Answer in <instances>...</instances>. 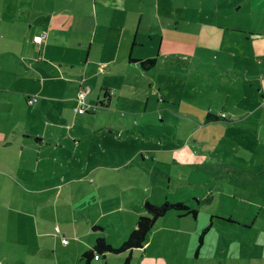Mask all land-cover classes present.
I'll return each mask as SVG.
<instances>
[{"label": "crops", "instance_id": "0c3cea01", "mask_svg": "<svg viewBox=\"0 0 264 264\" xmlns=\"http://www.w3.org/2000/svg\"><path fill=\"white\" fill-rule=\"evenodd\" d=\"M232 18L216 3L201 9L185 0H0V264H85L83 256L99 238L114 248L127 241L150 202L151 181L139 195L131 187L137 170L147 172L143 163L154 150L143 131L148 123L135 119L145 118L155 89L161 92L159 69L168 61H196L186 48L243 51L252 44L260 51L241 58L245 70L239 59L233 65L247 75L252 65L251 79L241 86L264 95V24L256 32L241 17L233 26L222 24ZM168 42L174 50H164ZM152 58L159 62L150 70L138 63ZM219 66L221 77L235 70L225 61ZM82 87L89 89L86 101L98 107L95 113L76 112ZM224 109L220 114L235 121L208 111L196 121L198 131L215 141L219 134L231 136L233 145L264 153V104ZM197 143L201 151L208 145ZM215 152L214 166L226 179L196 195L199 208L209 206L210 222H199L198 209L196 218L172 211L155 227L161 220L160 234L169 221L188 236L196 264H242L264 236L257 220L248 221L246 206L254 210L257 198L264 202V157L256 162L246 155L237 160L242 166L222 165L220 149ZM238 173L245 174L244 183L233 184ZM64 188L59 204L55 199ZM207 228L208 239L200 244ZM151 232L143 248L92 264H124L136 251L145 264L155 242ZM206 252L208 259L199 262Z\"/></svg>", "mask_w": 264, "mask_h": 264}, {"label": "rangeland", "instance_id": "374dc122", "mask_svg": "<svg viewBox=\"0 0 264 264\" xmlns=\"http://www.w3.org/2000/svg\"><path fill=\"white\" fill-rule=\"evenodd\" d=\"M185 2L192 8L201 9L211 8L216 3L221 10L228 11L233 16L232 22L224 21L222 23L225 26L235 25V20L238 21L239 17L247 22L249 28L252 26L255 32L264 24V0H205V2H201V5H198L196 0H185ZM254 38L259 40L258 36ZM164 50L172 51L174 48L168 42ZM259 51L258 48L255 50L252 44L243 51L233 48L197 49L195 51L192 48H186L184 53L193 56L196 54V61L187 59L186 63L180 64L168 61L165 66L159 69L161 70L159 72L162 73L160 76L161 92L158 88L155 89V98H152L145 118L138 115L135 119L141 123H148V126H143V131L154 144L150 146L154 149L151 154L152 160L143 163L147 172L140 173L137 170L134 176L136 181L131 183L135 195H139V187H149L151 181L152 187L148 196L153 205L161 206L165 202L189 204L195 210H199V222H210L209 206L204 204L203 208H199L196 195L207 192L217 183L222 184L225 177L224 172L217 171L214 166L215 160L218 159L215 148L220 149L219 158L224 161L222 165L242 166L237 160L246 155L253 156V159L258 162L259 159H263L264 153L261 148L241 147L238 143L233 145L231 141L234 138L231 136L224 138L219 134L220 140L215 141L211 133L198 131L199 126L196 125V121L198 118L205 119L208 111L220 114L221 110L228 112L224 108H255L264 104V95L251 88L245 89L241 86L245 84L247 78L251 79L252 65L249 67L250 74L248 75L245 72L240 73L239 68L233 65L236 59L242 62L241 58L245 54L253 57L254 53ZM223 61L230 69H235L228 77L218 75L220 72L217 66L220 67L219 63ZM242 66L245 70L243 62ZM246 83L250 84V82ZM136 132L141 133L142 130L138 128ZM196 141L207 142L208 145H204L205 148L201 151L203 146H200ZM141 147L139 146L138 149ZM158 148L160 151L157 150ZM136 163L139 168L138 162ZM257 167L262 168L260 164ZM251 179L250 176H247L248 182H251ZM239 180L241 184L244 183V173L243 176L242 173L235 174L232 183L236 184L235 181ZM66 191L67 188L61 191V196L55 199L56 202L59 204L64 202ZM42 195L48 197L51 194ZM242 195L244 198L247 197L246 199L249 198L247 193H242ZM257 201L259 206L254 210L250 204H248L249 206L246 204L248 221L253 223L257 220L256 227L264 230V202L258 198ZM246 206L243 204L245 209ZM163 224L165 231L157 234L161 231H158V226H162L160 220L151 232V235L155 234V242L148 253L145 264H196V252L189 237L183 238L181 232H175V229L178 228L171 225L169 221H165ZM55 226L59 227V225ZM208 236L209 232L203 240L208 239ZM257 244L256 250L251 247L255 254L252 256L250 252L242 264H252L254 260L256 264H264V236H261V240ZM204 248L208 250L207 247ZM143 255L140 251H136L130 260L131 264H141L144 261ZM207 259L208 252L199 262H204ZM105 262L106 260H102L101 264Z\"/></svg>", "mask_w": 264, "mask_h": 264}, {"label": "trees", "instance_id": "16d2710c", "mask_svg": "<svg viewBox=\"0 0 264 264\" xmlns=\"http://www.w3.org/2000/svg\"><path fill=\"white\" fill-rule=\"evenodd\" d=\"M134 62V60H132ZM137 62V61H135ZM158 58H152L145 61H138L141 67L145 70H150L155 68L158 64ZM177 212L183 216H193L197 217L198 212L194 209H191L186 204H172L164 203L161 206H156L150 202H146L144 205L145 214L141 216L138 220L136 229L131 233L127 241L119 248H114L110 246L105 239L99 238L96 241L94 248L87 252L83 258L85 264H92V261L97 257H105L107 255H119L127 251H132L134 249L143 248L146 244V240L152 229L154 228L156 222L163 218L168 212ZM210 228H207L200 237V244L203 243V238L207 234ZM124 264H131L130 259L128 258Z\"/></svg>", "mask_w": 264, "mask_h": 264}, {"label": "built area", "instance_id": "2783aa9c", "mask_svg": "<svg viewBox=\"0 0 264 264\" xmlns=\"http://www.w3.org/2000/svg\"><path fill=\"white\" fill-rule=\"evenodd\" d=\"M37 41H40V39H37ZM89 94V89L86 87H82V89L79 91L77 96V110L76 112L79 114H86V113H95L97 111V106L89 105L87 104V96ZM37 102V99L34 98L32 100H29L30 104H35ZM220 118L224 121H235V116L233 115H227L226 113L220 114ZM63 243L67 244V240H63ZM96 259H98L96 257Z\"/></svg>", "mask_w": 264, "mask_h": 264}]
</instances>
